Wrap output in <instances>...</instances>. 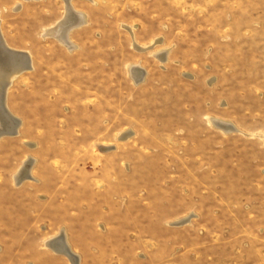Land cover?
Returning <instances> with one entry per match:
<instances>
[{
	"label": "rangeland",
	"instance_id": "obj_1",
	"mask_svg": "<svg viewBox=\"0 0 264 264\" xmlns=\"http://www.w3.org/2000/svg\"><path fill=\"white\" fill-rule=\"evenodd\" d=\"M73 6L70 49L45 35L64 0H0L33 60L6 94L0 264H74L62 228L79 264H264V0Z\"/></svg>",
	"mask_w": 264,
	"mask_h": 264
},
{
	"label": "bare ground",
	"instance_id": "obj_2",
	"mask_svg": "<svg viewBox=\"0 0 264 264\" xmlns=\"http://www.w3.org/2000/svg\"><path fill=\"white\" fill-rule=\"evenodd\" d=\"M70 1L71 0L65 1L66 8H67V13H66L65 18L62 21H60L57 26L48 29L45 32V35H51L55 37L57 40H59L61 43H63L64 45H66L67 47L71 49L74 47V45L72 44V42L69 40V37H68L69 30H70L69 27L76 26V25H82L85 22V15L79 12H75L76 14L74 12H73L74 14L73 13L69 14L71 11ZM27 61L28 60L25 58V55L23 56V53H20L19 51H16L8 47V44L3 38V35L0 30V137L4 135L5 136L9 135L8 133H11V132H13V134H11L12 136L16 135V132H17L16 129L21 123L19 119H16L13 116V114L9 112L7 105H6V94H7V89L12 83L13 79L20 73L30 68L29 63H27ZM22 69H24V71H20ZM131 72L133 75L134 74L136 75L140 72V69L138 66L136 67L132 66ZM136 82H138V80H136ZM4 85H5V89H3ZM2 91L3 93L5 92L3 99H2ZM214 123L227 131L236 129L234 128L232 124L226 123L225 121L223 122L220 120H214ZM33 162L34 161L30 159L29 161L26 162L25 166L20 168V171L18 173L19 176H16V180H17L16 182L18 184L20 180H23L25 178L35 179L29 172L32 168ZM23 175L25 176L21 177ZM46 245L50 248H53L57 252H64L71 257H73L72 255H74L70 251V248L66 242H64L63 246L58 244L62 247H53L51 245V241H47Z\"/></svg>",
	"mask_w": 264,
	"mask_h": 264
},
{
	"label": "crops",
	"instance_id": "obj_3",
	"mask_svg": "<svg viewBox=\"0 0 264 264\" xmlns=\"http://www.w3.org/2000/svg\"><path fill=\"white\" fill-rule=\"evenodd\" d=\"M64 1H66V0H64ZM70 3H71V11H70V13L69 14H71V13H75V12H79V13H81V14H83V15H85L82 11H79V10H77V9H75V7H73V0H71L70 1ZM65 4H66V2H65ZM73 8V9H72ZM75 10V11H74ZM66 13H67V8H66ZM66 13H65V15H64V17L60 20V21H62L64 18H65V16H66ZM73 13V14H74ZM76 14V13H75ZM59 21V22H60ZM85 21H86V17H85ZM58 22V23H59ZM58 23L55 25V26H57L58 25ZM85 23V22H84ZM83 23V24H84ZM55 26H53V27H55ZM79 26H81V25H76V26H70L69 27V33L74 29V28H76V27H79ZM53 27H51V28H53ZM50 29V28H49ZM48 30V29H47ZM46 30V31H47ZM69 35V34H68ZM70 40V39H69ZM73 44V43H72ZM74 45V44H73ZM8 47L9 48H11V49H13L12 47H10L9 45H8ZM14 50H16V49H14ZM16 51H19L20 53H23V56L25 55V58L28 60L27 61V63H29V66H30V68L28 69V70H30V69H33V60H32V56H31V54H30V52L29 51H26V50H16ZM136 66H138V65H135L134 67H136ZM139 67V69H140V72L138 73V74H132V76H133V78L135 79V81L136 80H138V82L139 81H141L142 79H143V77H144V74H145V72L143 71V69L140 67V66H138ZM28 70H26V71H28ZM132 73V72H131ZM8 90V89H7ZM9 110V109H8ZM10 112V111H9ZM11 113V112H10ZM15 117V116H14ZM16 118V117H15ZM16 119H19V118H16ZM20 120V119H19ZM21 121V120H20ZM18 134V133H17ZM16 134V135H17ZM22 167V166H21ZM19 171H20V169H18V171L14 174V179H15V181H17L16 180V176H19ZM30 172V174L32 175V176H34L33 175V173L31 172V170L29 171ZM26 175V174H25ZM25 175H23V176H21V177H24ZM35 178V177H34ZM27 179H29V180H32V179H30V178H25V179H23V180H20V182H19V184L16 182L15 184L16 185H20L21 183H23L25 180H27ZM60 235H62L63 237H64V239H63V237H61ZM60 236V237H59ZM58 239H57V238ZM47 241H51V245L53 246V247H62L63 245H64V242H66L67 244H68V246H69V248L71 249V247H70V244H69V241L67 240V237H66V232H65V230L62 228L60 231H59V233H57L56 234V236H52L49 240H47ZM46 241V242H47ZM45 242V243H46ZM55 243V244H54ZM60 244V245H62V246H60V245H58V244ZM49 249H51V250H53V248H49ZM54 251V250H53ZM71 251H72V253L74 254V255H72L73 257H71V256H69V255H67L66 253L64 254V252L63 253H61V254H64L68 259H70V261L72 262V263H74V264H79V255H77V253L76 252H74L72 249H71ZM59 253V252H58Z\"/></svg>",
	"mask_w": 264,
	"mask_h": 264
},
{
	"label": "water",
	"instance_id": "obj_4",
	"mask_svg": "<svg viewBox=\"0 0 264 264\" xmlns=\"http://www.w3.org/2000/svg\"><path fill=\"white\" fill-rule=\"evenodd\" d=\"M20 71H24V69H22V70H20ZM19 73V72H18ZM6 85V84H5ZM5 85H4V88L3 89H5ZM4 95H5V92L3 93V91H2V99L4 98ZM9 135H11V134H13V132H11V133H8Z\"/></svg>",
	"mask_w": 264,
	"mask_h": 264
}]
</instances>
